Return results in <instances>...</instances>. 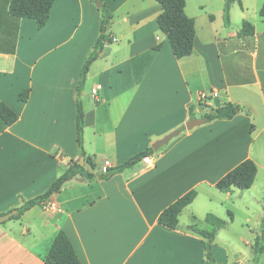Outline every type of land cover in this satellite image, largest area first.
Segmentation results:
<instances>
[{
	"label": "crops",
	"instance_id": "obj_1",
	"mask_svg": "<svg viewBox=\"0 0 264 264\" xmlns=\"http://www.w3.org/2000/svg\"><path fill=\"white\" fill-rule=\"evenodd\" d=\"M102 1L111 12L103 31L111 41L90 65L81 90L82 155L77 85L102 33L99 5L55 0L39 29L34 19L10 13L11 0H0V100L19 115L10 126L0 119V215L43 194L74 160L84 157L80 164L94 175H75L44 203L0 223V264H46L61 230L82 264H207L202 237L188 228L196 218L191 206L200 192L212 194L236 165L255 160L252 134L264 123L258 52H252L249 68L248 36L234 23L232 9L225 24V0H186L196 35L193 52L180 59L158 25V1ZM241 15L243 24L250 22L244 8ZM258 18L250 22L256 41ZM156 46L150 63L139 57ZM135 70H144L139 80ZM27 88L28 99L20 100ZM227 103L244 110L232 119L186 128L191 119ZM175 130L179 135L158 151L152 148ZM148 148L151 163L145 155L110 179L99 178ZM99 154L104 163H97ZM106 160L111 165L105 168ZM191 189L197 196L180 213L178 227L159 223L161 212Z\"/></svg>",
	"mask_w": 264,
	"mask_h": 264
},
{
	"label": "trees",
	"instance_id": "obj_2",
	"mask_svg": "<svg viewBox=\"0 0 264 264\" xmlns=\"http://www.w3.org/2000/svg\"><path fill=\"white\" fill-rule=\"evenodd\" d=\"M55 0H11L9 5L10 13L18 18H30L36 21L37 27L40 29L46 25L50 12ZM97 3L100 7L102 14V33L99 36L95 49L90 53L85 64L81 70V74L77 85V117H76V128H77V143L80 148V153L85 154L84 151V109L83 104L80 99L81 90L83 88L87 73L89 71L90 65L95 61L100 51L103 49L106 41L105 33L103 32L107 24L111 19V12L108 6L102 0H92ZM162 5V12L157 17V22L160 29L168 37L174 55L177 58H183L190 55L194 48V38L196 35L195 21L192 17H189L185 12L186 0H156ZM234 0H225L224 7V20L225 24L230 23V7ZM240 2V0H239ZM260 15L264 17V3L260 10ZM254 26L250 22H244L241 34H253ZM159 49V46L153 48L150 52L139 56L143 58L147 63H150L155 52ZM138 57V58H139ZM137 60V58H136ZM135 64V58H134ZM144 70H135L136 79L139 80L143 75ZM30 89H24L18 95L20 100L26 101L29 96ZM244 108L240 105L234 103H227L223 106L212 108L209 112H206L203 117L207 122L213 121L215 119H232ZM249 115V112H247ZM194 117L195 115L192 114ZM18 113L15 112L10 106L0 100V119L3 121L4 126H10L18 120ZM253 127V126H252ZM2 129H0L1 133ZM153 152L152 148L140 152L133 157L129 158L126 162L115 166L113 168H108L106 172L99 175L100 179L108 180L115 174L122 172L124 169L132 167L138 163L145 155ZM88 160V159H86ZM258 173V166L256 162L247 158L233 169L227 172L223 177H221L216 182V188L225 191L232 187H237L240 189L250 188L256 179ZM82 174L89 178L94 175L87 172L84 166L81 165L77 160H74L69 168L56 180L52 182L49 188L41 195L26 200L20 207L16 208L17 214L13 215L12 218H19L25 211L29 210L31 207L42 204L46 201L52 194L61 190L62 186L72 179L75 175ZM197 196V190L191 189L181 197H179L175 202L166 207L159 216V223L175 229L179 225V215L182 210L191 204ZM206 219L212 224V229H205L198 226L196 223L189 225V229L197 233L202 237V243L205 250V257L207 264H216L213 243L216 238L218 229L223 225V220L216 217L212 213L206 215ZM263 229H264V219H263ZM262 243L257 242V253L262 251ZM258 259L256 257L255 261ZM46 264H82L80 261L74 246L68 237V235L63 231H59L56 235L49 253L45 258Z\"/></svg>",
	"mask_w": 264,
	"mask_h": 264
},
{
	"label": "rangeland",
	"instance_id": "obj_3",
	"mask_svg": "<svg viewBox=\"0 0 264 264\" xmlns=\"http://www.w3.org/2000/svg\"><path fill=\"white\" fill-rule=\"evenodd\" d=\"M216 4L217 0H211ZM257 1H259V6ZM263 0H242L231 3L233 21L237 26L243 25L242 10H245V20L258 25L259 37L256 41L253 34L245 41V57L249 68H252L253 51L258 52L256 67L264 83V20L259 16ZM240 3V4H239ZM225 7V6H224ZM262 18V19H261ZM263 29V30H262ZM250 36V37H249ZM206 111V110H203ZM264 123H259L258 130L253 132L252 156L258 164V173L254 184L248 189L232 187L220 191L212 189L213 193L200 192L191 206L195 211L196 223L201 228L212 229V224L206 219L208 213L222 219L223 225L218 229L213 243L216 264H264ZM230 128V127H228ZM97 163H104V154H99ZM186 216V215H184ZM185 219V217H184ZM257 242L262 243V251L257 253ZM258 259L255 261L256 257Z\"/></svg>",
	"mask_w": 264,
	"mask_h": 264
},
{
	"label": "water",
	"instance_id": "obj_4",
	"mask_svg": "<svg viewBox=\"0 0 264 264\" xmlns=\"http://www.w3.org/2000/svg\"><path fill=\"white\" fill-rule=\"evenodd\" d=\"M205 121H206L205 118H193L189 122L186 123V128L187 129H192L195 126L201 125ZM179 133H180V130H175V131L167 134L166 136H164L161 139H158L154 144H152V148L155 151H158L162 146L167 144L172 138H174L175 136L179 135ZM79 163H81V164L84 163V157L81 158V161ZM15 214H17V210L14 209V210L6 213V214L0 215V223L10 219Z\"/></svg>",
	"mask_w": 264,
	"mask_h": 264
},
{
	"label": "built area",
	"instance_id": "obj_5",
	"mask_svg": "<svg viewBox=\"0 0 264 264\" xmlns=\"http://www.w3.org/2000/svg\"><path fill=\"white\" fill-rule=\"evenodd\" d=\"M97 92H98V88H93V90H92L93 95H96ZM213 95H215V93H214ZM143 160H144L145 162H147V163H151L153 159H152V157H151L150 155H147V156H145V157L143 158ZM110 165H111L110 161H109V160H106V161H105V168H106L107 166H110ZM46 207H47V205H45V208H46Z\"/></svg>",
	"mask_w": 264,
	"mask_h": 264
}]
</instances>
